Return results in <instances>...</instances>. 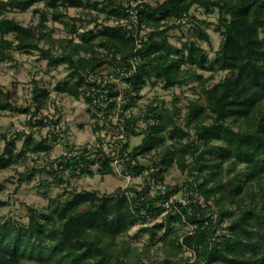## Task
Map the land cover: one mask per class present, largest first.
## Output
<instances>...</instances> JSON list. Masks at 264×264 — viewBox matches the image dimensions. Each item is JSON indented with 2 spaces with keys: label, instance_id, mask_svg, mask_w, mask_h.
<instances>
[{
  "label": "trees",
  "instance_id": "16d2710c",
  "mask_svg": "<svg viewBox=\"0 0 264 264\" xmlns=\"http://www.w3.org/2000/svg\"><path fill=\"white\" fill-rule=\"evenodd\" d=\"M32 7L36 24L9 16ZM70 8L79 14L70 15ZM199 8L218 13L221 41L213 57L201 44L211 37ZM184 13H192L193 34L173 41L170 32L180 29L173 19ZM49 16L64 24L66 36H54ZM15 52L37 54L49 68L66 66L53 90L84 101L100 146L20 173H49L51 181L41 179L40 186L57 184L63 193L49 197L44 209L27 205V221L0 217V264H264V0H0V62H17ZM105 70L120 82L106 83ZM218 72L226 76L212 83ZM194 81L201 86L195 98L175 94L169 105L155 95L139 105L147 84L174 90ZM33 82L28 105L0 84V114L30 116L31 130L54 129L40 139L30 130L0 129V172L19 158L50 155V138L73 146L68 127L55 129L61 116L45 122L51 91ZM17 141L23 142L19 152ZM117 158L122 176L143 177L140 187L103 194L71 188L82 176L116 174ZM174 166L186 179L151 195L150 182L165 181ZM11 182L0 181V192ZM179 193L184 200L171 201ZM7 204L0 199V207ZM143 234L142 246L133 243Z\"/></svg>",
  "mask_w": 264,
  "mask_h": 264
},
{
  "label": "rangeland",
  "instance_id": "374dc122",
  "mask_svg": "<svg viewBox=\"0 0 264 264\" xmlns=\"http://www.w3.org/2000/svg\"><path fill=\"white\" fill-rule=\"evenodd\" d=\"M154 2L155 0H149ZM43 6L42 3L35 5ZM34 7L30 8L26 12L13 11L9 13V16L15 17L24 24H36L39 20V14L33 13ZM195 12L203 19H207V23L202 27L210 34L211 42L201 40V44L206 50L209 57H213L218 50L221 35L215 31L217 12L205 13L203 9H197ZM69 14L72 16L78 15L79 10L70 8ZM103 19V16L102 18ZM110 23H114L110 21ZM48 26L53 29L55 37L66 36L67 32L64 28V24L54 21L49 16ZM94 24L88 26L93 27ZM173 35V41L177 40L180 36L179 29L170 32ZM175 33V34H174ZM70 35V34H69ZM17 62H0V84L11 89L15 92V99L18 104L28 105L33 95L34 82L37 81L41 88H47L51 91V108L54 105L60 108L62 129L68 127L70 130L69 141L72 145H81L87 142H94L97 139V134L93 132L94 120L91 117L90 111L87 110V105L83 100H75L74 98L66 94H57L53 88L59 80L66 77L68 70L66 66L62 65L58 68H49L45 60L40 59L37 54H26L21 52H15ZM199 73H202L204 77L210 75V72L205 69H199ZM108 74V70H105ZM226 72L216 73V77L212 83L224 78ZM195 88V91L193 90ZM201 86L198 81H194L188 86L177 87L176 89H163L160 86L151 88L150 84H147L141 91L142 99L139 100V105L143 106L148 100L152 99L155 95L161 96L168 104H171L173 96L179 94L180 96H189L191 98L197 97L200 93ZM184 104L181 103L182 112H185ZM134 111L137 113L139 107H136ZM49 109H45L44 113H49ZM27 117L24 114H16L12 112H2L0 114V129L2 131H16L17 128L26 131H33L36 139L49 136V126L35 127L31 130L27 124ZM141 137H132L131 146L138 144ZM48 143L52 146L51 154L41 153L39 157L29 155L26 160L19 158L17 163L9 167L6 170L0 172V181L7 178H11L13 182L9 183L7 188L0 192V199L6 201V206L0 207V217L3 218H16L23 221H27L28 209L27 205L35 206L38 209H44L48 204V198L63 193V187L54 184L51 188L46 189L40 186L41 179L51 181L49 173H42L41 175L32 176L29 173L21 175L20 173L26 172L31 166L39 165L43 166L47 164L50 159H54L63 153L64 145L60 140L50 138ZM5 142L0 141V154L3 152ZM23 147L22 141H17V152ZM142 163H148L147 159L141 158ZM28 172V171H27ZM187 175L183 173L177 166H174L165 176V182L170 186L177 183H182L186 179ZM144 182L143 177L122 176L118 171L116 174H99L94 176H82L74 179L71 188L77 190H90L97 191L100 194L111 193L118 187H126L131 185L133 187H140ZM177 199H183V194L179 193L175 196ZM162 216L157 217L154 221H161ZM140 225L135 226L129 233L130 236H135ZM148 240V235L143 234L133 243L142 246L145 241ZM161 252H159L160 254ZM23 264H34L32 262H24Z\"/></svg>",
  "mask_w": 264,
  "mask_h": 264
},
{
  "label": "built area",
  "instance_id": "2783aa9c",
  "mask_svg": "<svg viewBox=\"0 0 264 264\" xmlns=\"http://www.w3.org/2000/svg\"><path fill=\"white\" fill-rule=\"evenodd\" d=\"M139 2H141V0H138V3ZM191 16H192V13H184L182 16L175 17L173 19V21L177 25L180 26V29H179L180 34L181 33H184L187 36H190V35L193 34V31H194V23H193V18ZM132 18H133L134 21H136V16L135 15H132ZM120 22L122 23V22H124V20H121ZM145 33H146V31H142V34L141 35L142 36L143 35L145 36ZM144 38H146V36ZM137 44H138V47H140V45H141V39H138ZM133 62L135 64V63H137V60L135 59ZM102 73L105 75V78H106L105 79V82L106 83L109 82V81L120 82L117 78H115L112 75H110V72H108V74H106V72L103 71ZM123 85H124V83L122 82V86ZM104 91L105 92H104V95H102V98L106 101L107 100L106 95H107V92L108 91L107 90H104ZM116 99H117L118 105H120V103L122 101V95L121 94L118 95ZM103 103L105 105H107L106 102H103ZM48 109L50 110L49 113H46L45 114L44 111H43V114L47 116V118H45V122H48L49 120L50 121L51 120H53V121L54 120H57L61 116L60 112H58L57 109L55 108V105H54V108H51V104H50V106H49ZM26 117H27V119L30 118V116H26ZM110 117L113 119V122H115L116 119H117L116 118L117 117L116 114L111 115ZM47 126H49V130L50 129H54V127H53L52 124H48ZM55 129H56V131H59V129H62L60 123L56 126ZM64 129H66V128H64ZM64 129H62V130H64ZM16 131H21V129L17 128ZM69 139H70V133H69V137L67 139V142H69L70 144H72L69 141ZM98 146H100V144H99L98 140L96 139L94 142H87V143H84V144H81V145H73L71 147V149H69V150L64 148L65 150L63 151V153L61 155L68 156V157L75 156V155L79 154L85 147H87L88 149H90V148L98 147ZM104 149L110 150V148L108 147V145H105L104 146ZM114 165L116 166L117 171L121 174V166L119 165V159L118 158L115 160ZM125 176H127L129 179L132 178L131 175H125ZM167 185H169V184H167L165 181H155V180L151 181L150 182V189H149L150 190V194L151 195H154V194H156L157 192H160V191L165 192L166 189H167ZM175 198L176 197L171 198V201H173ZM179 200L183 201L184 199H179ZM186 255L187 256H193V252L192 251H186Z\"/></svg>",
  "mask_w": 264,
  "mask_h": 264
}]
</instances>
